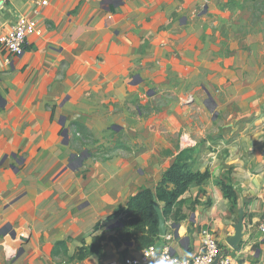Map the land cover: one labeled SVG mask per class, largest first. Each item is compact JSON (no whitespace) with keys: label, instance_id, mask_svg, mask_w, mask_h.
Segmentation results:
<instances>
[{"label":"crops","instance_id":"obj_1","mask_svg":"<svg viewBox=\"0 0 264 264\" xmlns=\"http://www.w3.org/2000/svg\"><path fill=\"white\" fill-rule=\"evenodd\" d=\"M42 1L0 10V41L23 16L43 29L9 61L0 42V264L140 255L111 239L114 212L183 150L209 176L154 245L194 258L208 230L233 264H264V0Z\"/></svg>","mask_w":264,"mask_h":264},{"label":"trees","instance_id":"obj_2","mask_svg":"<svg viewBox=\"0 0 264 264\" xmlns=\"http://www.w3.org/2000/svg\"><path fill=\"white\" fill-rule=\"evenodd\" d=\"M186 150H183L177 157L174 164L165 171L162 180L155 189L144 188L137 194L131 196L125 205H120L114 212V216L124 215L121 225L118 226V236L111 239L120 245L121 242H131L134 240L139 246L146 248L153 245L159 238V217L154 208L155 197L162 205L163 213L166 219L175 212V218L180 216L179 209L174 208L180 205V197L188 191L190 185L198 178L205 179L209 173L200 174L191 172L184 157ZM173 184V188H170ZM226 192L230 197L234 196L233 186L225 185ZM65 242L60 241L56 244L54 254L58 253V248L65 252ZM94 248V246H92ZM89 248H80L76 257L81 259L85 257Z\"/></svg>","mask_w":264,"mask_h":264},{"label":"built area","instance_id":"obj_3","mask_svg":"<svg viewBox=\"0 0 264 264\" xmlns=\"http://www.w3.org/2000/svg\"><path fill=\"white\" fill-rule=\"evenodd\" d=\"M7 1L0 0V10ZM46 3V0L42 1V4ZM40 21L37 17L28 18L23 16L1 37V46L8 54V61L10 60L9 56H19L26 51L29 35L35 34L41 36L43 34ZM183 139L187 142L185 138ZM203 236V250L194 258L179 257L172 253L170 248H158L153 244L143 248L141 254L138 256H128L123 261L112 260L105 264H150L153 258H156L158 264H213L215 261H217V264H233L232 259L222 252L215 234L204 230Z\"/></svg>","mask_w":264,"mask_h":264},{"label":"water","instance_id":"obj_4","mask_svg":"<svg viewBox=\"0 0 264 264\" xmlns=\"http://www.w3.org/2000/svg\"><path fill=\"white\" fill-rule=\"evenodd\" d=\"M154 208L159 217V235L165 236L167 234V228H168L167 221L163 213L162 205L160 204V202L157 200L156 197L154 199ZM244 216H245V211L242 208L240 210L239 222L235 224V234L232 235L230 238H228L229 244L235 249L239 248V244L243 237ZM213 264H217V261H215Z\"/></svg>","mask_w":264,"mask_h":264},{"label":"rangeland","instance_id":"obj_5","mask_svg":"<svg viewBox=\"0 0 264 264\" xmlns=\"http://www.w3.org/2000/svg\"><path fill=\"white\" fill-rule=\"evenodd\" d=\"M78 137H79L80 142H81V141L83 142V140H84V138H85L86 136H85V134H82V135H78ZM86 139H87V137H86ZM77 147L80 148L81 145L77 144ZM121 220H122V218L119 219V221H121Z\"/></svg>","mask_w":264,"mask_h":264}]
</instances>
